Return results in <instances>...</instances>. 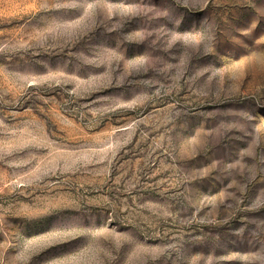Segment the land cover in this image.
<instances>
[{
  "label": "rangeland",
  "instance_id": "374dc122",
  "mask_svg": "<svg viewBox=\"0 0 264 264\" xmlns=\"http://www.w3.org/2000/svg\"><path fill=\"white\" fill-rule=\"evenodd\" d=\"M0 264H264V0H0Z\"/></svg>",
  "mask_w": 264,
  "mask_h": 264
}]
</instances>
